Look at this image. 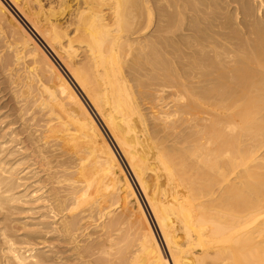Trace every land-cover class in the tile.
Returning <instances> with one entry per match:
<instances>
[{
  "label": "bare ground",
  "instance_id": "obj_1",
  "mask_svg": "<svg viewBox=\"0 0 264 264\" xmlns=\"http://www.w3.org/2000/svg\"><path fill=\"white\" fill-rule=\"evenodd\" d=\"M6 1L0 264H264V0Z\"/></svg>",
  "mask_w": 264,
  "mask_h": 264
},
{
  "label": "rangeland",
  "instance_id": "obj_2",
  "mask_svg": "<svg viewBox=\"0 0 264 264\" xmlns=\"http://www.w3.org/2000/svg\"><path fill=\"white\" fill-rule=\"evenodd\" d=\"M4 2H6V5L8 6V8L12 11L13 9H12V7H11V5L10 4H8L7 3V1L6 0H3ZM252 2H253V4H257L256 5V7L260 4V2H261V0H251ZM260 1V2H259ZM256 2H258V3H256ZM235 5H237V4H232L231 6L232 7H230V10L235 6ZM14 14H16L15 13V11L13 10L12 11ZM258 15L257 16H263L264 17V11H261V10H259V12L257 13ZM5 21H6V25H5V21H3V23H2V25H0V34H2V36H0V42H2L3 43V40L5 39L4 37H6L7 35V37L9 38V37H11L12 35H15L16 34V32L17 31H15L16 30V28H15V26L12 24V22L10 21V19H4ZM63 20H65V19H63ZM63 20H61V22L63 21ZM7 22H8V24H7ZM9 22H11L10 24H9ZM9 25H11V26H13L14 28L12 29H10V27L11 26H9ZM7 28H6V27ZM9 27V28H8ZM10 29V30H9ZM5 30H6V32H5ZM8 30V31H7ZM11 30H13V31H15L14 33L11 31ZM11 31V32H10ZM8 32V33H7ZM11 33V34H10ZM13 33V34H12ZM7 34V35H6ZM11 36H10V35ZM1 43V44H2ZM3 45V44H2ZM10 98V97H9ZM7 99L6 101H4L5 103L7 102V101H10L11 99ZM4 103V104H5ZM7 103H9V102H7ZM10 103H13V102H11L10 101ZM3 104V105H4ZM98 121V120H97ZM99 122V121H98ZM100 123V122H99ZM100 126H101V124H100ZM103 126H101V128H102ZM104 128H102V130H103ZM103 133L105 134V132H104V130H103ZM106 134H107V132H106ZM106 137H107V139H108V141H109V143L112 145V146H114L113 148L116 150V152H118L117 154H119L120 153V150L118 149V147L116 146V144H114V142H113V144L111 143V141L110 140H112L111 138H110V136L109 135H105ZM109 137V138H108ZM119 158L121 159V162H122V164H123V167H124V169H125V171L126 170H128V171H126V173L127 174H129L128 176H129V178L131 179V181H132V183H134L133 185H134V187H135V189H136V191H138L137 193H138V195H139V198L142 200V203H143V205H144V207H145V209L147 210L146 212H147V215H148V217H149V219H150V221H151V223H153L152 225H153V227H154V229H156L155 230V232L157 233V237H158V239H159V241H160V243L162 242V238L160 237V233L158 232V229L156 228V225H155V223H154V220L152 219V215L150 214V210H149V208H148V205H147V202H146V199L144 198V196H143V194L140 192V189L138 188V185L136 184V180L134 179V176H133V174H132V172L130 171V169L128 168V165L126 164V161H125V159L123 158V156H122V154L120 153L119 155ZM121 156V157H120ZM127 166V167H126ZM142 196V197H141ZM144 200V201H143ZM18 214V215H17ZM17 214H15V216H17L16 218H19V220H23V222H24V224L22 225V223H21V227H22V229H25V230H27V229H30V228H34V227H36L34 224H33V222L35 221V220H32V216L34 215V214H32V212L31 213H29V212H24V213H17ZM14 216V217H15ZM153 221V222H152ZM18 222V221H17ZM20 222H22V221H20ZM20 222H19V224L18 225H20ZM32 224L34 225L33 227H31L32 226ZM24 225H26L27 226V228H25L26 226H24ZM30 225V226H29ZM24 226V227H23ZM21 232H23V230L21 231ZM159 234V235H158ZM82 240H85L86 238H87V235L85 236H83V237H80ZM163 243H161V246H162V248L164 247V244L162 245ZM163 251L165 252V254H167L168 255V253H167V251H166V248L164 249L163 248ZM66 254H67V256H68V252H65V253H63V254H61V257L59 258V261L57 262V260L58 259H55L56 260V262H52V264H57V263H59V264H79V262H77V261H74L75 263H73V260H67V261H65V262H63L65 259V257H67L66 256ZM63 257V258H62ZM69 257V256H68ZM61 259H63V260H61ZM67 259V258H66ZM49 264V263H48Z\"/></svg>",
  "mask_w": 264,
  "mask_h": 264
}]
</instances>
